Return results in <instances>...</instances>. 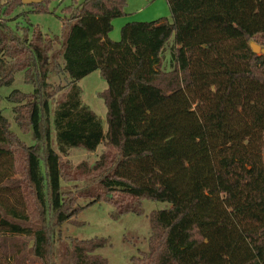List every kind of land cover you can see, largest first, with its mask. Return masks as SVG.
<instances>
[{"label":"trees","instance_id":"16d2710c","mask_svg":"<svg viewBox=\"0 0 264 264\" xmlns=\"http://www.w3.org/2000/svg\"><path fill=\"white\" fill-rule=\"evenodd\" d=\"M49 1L29 12L47 13ZM167 2L172 22L127 23L115 42L127 0L70 5L62 39L16 14L22 0H0V88L19 72L33 87L9 96L26 102V122L15 106L14 123L31 145L0 112V264H109L99 254L108 239L58 248L62 226L102 200L114 217L170 204L151 213L148 249L133 264H264V56L250 47L264 48V0ZM95 71L108 86L107 132L77 85ZM62 75L68 90L52 112L50 81ZM101 144L108 151L93 166L77 167L96 174L100 191L74 206L62 157Z\"/></svg>","mask_w":264,"mask_h":264},{"label":"rangeland","instance_id":"374dc122","mask_svg":"<svg viewBox=\"0 0 264 264\" xmlns=\"http://www.w3.org/2000/svg\"><path fill=\"white\" fill-rule=\"evenodd\" d=\"M84 0H50L46 6L47 13H32L29 6L19 8L16 14L29 12L27 15L29 22L34 28H37L43 35L50 39H62L64 33V25L61 18H64V9L70 5H81ZM124 15L113 21V29L109 34L112 41L121 40L122 27L127 23H150L159 19H166L172 22L170 9L167 0H127L124 8ZM23 25H27L25 20ZM56 44V43H55ZM173 45V40L169 42L167 47ZM58 47V45L56 46ZM54 51L52 52V54ZM171 49H167L163 59L165 69L169 68ZM24 72L16 73L13 84L0 88V112L11 123L12 130L19 136L21 140L28 145L32 144V137L23 134L19 127L14 123L13 107L20 108L19 111L26 122V102L23 101L18 105L13 104L9 100L12 92L18 90L23 93H30L33 87L25 83ZM51 91L56 93L53 100L51 110L55 111L56 98L62 97V94L68 90V80L65 76H54L50 81ZM82 91V101L89 109H91L103 123L104 131L107 132V106L100 96L108 88L100 71H95L83 78L77 83ZM28 110V109H27ZM21 118V117H20ZM53 147L57 149V143L54 138ZM108 151L104 144H101L96 152L91 153L82 149H71L67 156L62 157L63 178L62 191L64 197L72 199L74 206H86L89 203L87 198L88 191H96L99 187L95 184L97 181L96 174L81 175L77 173V167L82 163L93 166L100 156ZM264 157V153H263ZM264 159V158H263ZM22 164L21 157H18ZM264 161V160H263ZM74 201V202H73ZM142 213H127L119 217H114L117 213L116 208L107 201H99L90 206L85 207L79 215L71 223H66L61 228V239L58 248L71 238L79 240H95L108 239L109 244L99 251V254L107 259L109 264H133V257L139 254V251L148 249V240L151 233L150 215L154 211H162L170 208V204L157 201H144L142 204Z\"/></svg>","mask_w":264,"mask_h":264},{"label":"water","instance_id":"95a60500","mask_svg":"<svg viewBox=\"0 0 264 264\" xmlns=\"http://www.w3.org/2000/svg\"><path fill=\"white\" fill-rule=\"evenodd\" d=\"M45 1L46 0H22V3L26 6H31V5L42 4ZM250 47H251L254 54L264 56V48H262L260 45L254 43V42H251Z\"/></svg>","mask_w":264,"mask_h":264}]
</instances>
